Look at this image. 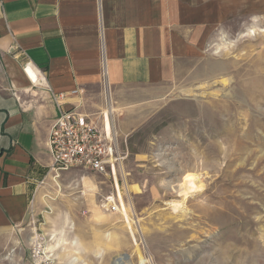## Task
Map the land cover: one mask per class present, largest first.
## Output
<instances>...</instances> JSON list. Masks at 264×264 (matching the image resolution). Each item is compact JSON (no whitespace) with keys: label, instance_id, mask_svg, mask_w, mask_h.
Listing matches in <instances>:
<instances>
[{"label":"rangeland","instance_id":"obj_1","mask_svg":"<svg viewBox=\"0 0 264 264\" xmlns=\"http://www.w3.org/2000/svg\"><path fill=\"white\" fill-rule=\"evenodd\" d=\"M253 10L167 89L109 99L115 174L46 173L12 264H141L139 251L147 264H264V199L251 195L264 194V0ZM229 191L257 209L237 216L219 200Z\"/></svg>","mask_w":264,"mask_h":264},{"label":"crops","instance_id":"obj_2","mask_svg":"<svg viewBox=\"0 0 264 264\" xmlns=\"http://www.w3.org/2000/svg\"><path fill=\"white\" fill-rule=\"evenodd\" d=\"M254 8L255 0H0V264H12L7 253L52 166L51 91L101 129L108 113L115 133L109 99L188 76L211 39Z\"/></svg>","mask_w":264,"mask_h":264},{"label":"built area","instance_id":"obj_3","mask_svg":"<svg viewBox=\"0 0 264 264\" xmlns=\"http://www.w3.org/2000/svg\"><path fill=\"white\" fill-rule=\"evenodd\" d=\"M25 67L29 73V63ZM35 78L31 76L36 83L38 79ZM79 93L77 90L72 92L73 95ZM51 95L58 115L48 137L52 157L50 171L58 176L71 170L115 174L120 157L116 134L108 133L106 126L99 128L87 116L78 113L76 107L67 108L64 104L66 95L53 91Z\"/></svg>","mask_w":264,"mask_h":264},{"label":"bare ground","instance_id":"obj_4","mask_svg":"<svg viewBox=\"0 0 264 264\" xmlns=\"http://www.w3.org/2000/svg\"><path fill=\"white\" fill-rule=\"evenodd\" d=\"M256 34V32H255V30L253 31V30H251V31H249L248 32V35L247 36H254ZM220 49V48H219ZM218 49V50H219ZM29 72H30V75L36 80V78H35V74L33 73V70H31V69H29ZM107 131H108V133H110L111 132V124L109 123H107ZM231 160V159H230ZM116 171V170H115ZM256 171V170H255ZM239 172V171H238ZM254 174V173H253ZM237 175V174H236ZM235 174H234V176H233V181L234 180H236V177L238 176H236ZM256 177V176H255ZM254 177V178H255ZM257 178L258 179H260V180H262L263 182H264V178H263V175H259L258 174V176H257ZM245 182V181H244ZM243 181H241V182H238V183H236V184H234L233 185V187L234 188H238V189H240V188H244V187H246V185L245 184H247V183H244ZM257 187V186H256ZM255 187V188H256ZM247 188H248V186H247ZM118 196H119V198H120V201H121V205H122V210H120V212H122L123 214H124V216H125V218L126 219H130L128 216H127V208H126V206H125V202H124V198H123V196H122V193H121V191L120 190H118ZM251 195H253V197H255V198H258V199H260V200H263L264 199V194H262L261 193V191H258L257 189H254L253 187L251 188ZM112 198V197H111ZM110 198V199H111ZM114 199V198H113ZM219 200L223 203V204H225V205H233V206H238L239 208L237 209L238 211H237V216H241L242 215V212H240V210L239 209H243V208H250V209H257V206L256 205H254V204H251V203H249L246 199H243V198H241V197H239V196H237L236 194H234V193H232L231 191H229V192H226L225 193V196L224 197H221V198H219ZM228 208V207H227ZM64 240L65 239H62V240H60L61 241V244H62V242L64 243ZM59 241V242H60ZM60 244V243H59ZM139 258H140V260H141V264H147V260L144 258V256H143V254H142V252L141 251H139ZM118 264H122V263H118Z\"/></svg>","mask_w":264,"mask_h":264}]
</instances>
